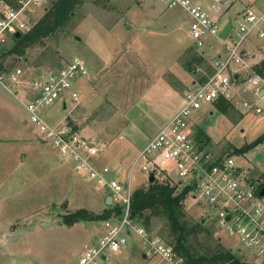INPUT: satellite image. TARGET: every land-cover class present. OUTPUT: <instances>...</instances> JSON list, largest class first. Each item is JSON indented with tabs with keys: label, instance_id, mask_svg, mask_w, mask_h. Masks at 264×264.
I'll return each instance as SVG.
<instances>
[{
	"label": "rangeland",
	"instance_id": "374dc122",
	"mask_svg": "<svg viewBox=\"0 0 264 264\" xmlns=\"http://www.w3.org/2000/svg\"><path fill=\"white\" fill-rule=\"evenodd\" d=\"M53 1L32 6L26 19L31 27ZM234 1L220 21L222 24L232 20L233 29L240 23L237 13L248 7H264L263 0ZM153 3L85 0L74 9L65 29L42 46L28 49L22 57L8 55L0 60L5 70L22 69L30 78L36 76L35 71H55L74 58L84 63L88 76L74 85L81 100L72 110L69 122L100 148L96 163L115 170L116 179L122 183H127L138 151L179 109L188 86L202 77L207 79L211 73L206 60L199 66L188 64L199 55L192 48L186 13L179 8H153ZM6 5L0 0V12ZM205 41L215 44L216 39L206 36ZM12 44L9 35L0 45V53L10 50ZM252 45L263 60L264 42L253 41ZM186 66L194 70L187 71ZM21 85L12 88V92L0 85V264H77L82 247L104 233L105 221L78 222L68 227L62 217L79 209L98 214L115 204L106 205L104 196L108 193L103 187L40 140L22 106L26 88ZM242 89L241 79L233 82L235 95L228 100L232 107L226 115L220 114L214 103L202 105L194 112L191 137L196 139V130H202L209 138L205 148L212 155L232 156L254 180L264 184V141L245 154L233 153L264 135V120L241 109L242 102H254ZM14 90L18 91L16 97ZM66 103L65 111L56 104L44 110L42 116L46 121L62 118L73 106L71 101ZM166 166L167 174L178 180L174 165ZM166 178L171 180L162 175L157 180L168 181ZM146 180L136 166L131 188ZM187 201L184 211L190 222L202 220L213 237L242 261L264 264V260L242 249L227 230H218L204 206ZM148 233L160 239L158 234L167 235L166 224L155 219ZM100 264L175 263L148 254L131 232L127 247L107 254Z\"/></svg>",
	"mask_w": 264,
	"mask_h": 264
},
{
	"label": "built area",
	"instance_id": "2783aa9c",
	"mask_svg": "<svg viewBox=\"0 0 264 264\" xmlns=\"http://www.w3.org/2000/svg\"><path fill=\"white\" fill-rule=\"evenodd\" d=\"M42 1L17 0V7L6 5L5 10L0 12V45L9 35L26 33L31 29L26 21L27 15L32 6ZM152 2L153 8H179L186 13L190 19L187 24L192 48L208 62L211 73L205 81L188 86L179 109L138 151L129 169L127 183L116 179L117 172L110 167L97 166L100 148L83 137L68 121L50 125L42 116L44 110L58 102L63 106L67 105L66 100L74 106L79 104L80 94L74 90V85L77 80L88 76L81 60L74 58L48 73L35 71L36 76L31 78L25 76L22 69L7 71L0 68V85L8 92L20 84L26 88L22 106L40 140L51 146L60 158L75 164L94 184L103 187L111 202L122 208L120 216H112L103 223L105 231L99 238L82 247L77 264H100L107 254L127 247L131 232L141 240L148 254L176 264L172 249L158 237L150 236L144 227L130 218L131 182L136 166L146 175V181L152 173L155 179L162 175L189 187L188 200L204 206L208 218L218 230H227L228 236L239 241L242 249L264 260V196H260L262 187L259 181L254 180L249 170L238 165L232 156L212 155L205 145L191 137L190 129L194 112L202 105H211L220 98L228 101L235 95L232 90L237 79L243 82L242 91L248 92L254 99L252 103L242 102L241 109L264 120V75L254 72L256 64L249 62L255 51L252 42H264V7L259 10L248 7L244 12L237 13L240 23L233 29L230 20L231 29L222 39L220 33L229 20L222 24L220 21L234 0ZM206 36L215 37V44L206 42ZM17 94L18 91L14 90L15 97ZM168 163L174 165L178 180L167 174Z\"/></svg>",
	"mask_w": 264,
	"mask_h": 264
},
{
	"label": "trees",
	"instance_id": "16d2710c",
	"mask_svg": "<svg viewBox=\"0 0 264 264\" xmlns=\"http://www.w3.org/2000/svg\"><path fill=\"white\" fill-rule=\"evenodd\" d=\"M83 1L85 0L53 1L50 8L28 32L20 34L19 37H16L15 34L11 36L13 44L10 50H2L0 60L8 55L22 57L28 49L42 46L45 40L53 38L65 29L73 17L74 9ZM4 2L17 7V0H4ZM203 61L204 59L200 56H193L188 64L199 66ZM0 68L2 69L1 61ZM193 68L186 66L185 69L191 71ZM253 71L264 75V59L253 67ZM205 80V77H202L198 82L201 83ZM213 105L222 115L228 114L232 107L231 103L224 99L216 100ZM195 135V140L201 145L207 144L209 138L202 130L197 129ZM263 141L264 135L242 148L235 149L233 153L245 154ZM167 180L161 182L155 179L152 183L145 181L143 185L132 189L130 218L148 232L153 220L163 221L166 224L167 235L158 234V236L172 249L176 256V264H247L230 249L224 247L218 239H215L213 232L203 224L202 220L190 222L187 219L184 208L188 203L189 187H183L172 180ZM260 187H264V184H260ZM121 213L122 208L118 205L107 206L98 214H91L85 209H79L63 216L62 220L64 225L70 227L78 222L106 221L112 216H120Z\"/></svg>",
	"mask_w": 264,
	"mask_h": 264
},
{
	"label": "crops",
	"instance_id": "0c3cea01",
	"mask_svg": "<svg viewBox=\"0 0 264 264\" xmlns=\"http://www.w3.org/2000/svg\"><path fill=\"white\" fill-rule=\"evenodd\" d=\"M256 2H258V0L256 1ZM216 51V50H215ZM260 60H262L261 59V56L257 53V52H255L254 51V53L251 55V61H249V62H251L252 64H258V62H260ZM80 100H81V96H80ZM80 103V102H79ZM56 104H60L59 106H60V108H62L63 109V111H65L66 109H67V105H65V106H63L61 103H56ZM55 104V105H56ZM77 106V105H76ZM76 106H72L70 109H69V111L62 117V118H58V119H54V120H52V119H49L48 121H46L47 123H49L50 125H56V124H58V123H61V122H63L64 121V119H65V121H68L69 122V120L71 121V112H72V110H74V108L76 107ZM73 120V119H72ZM70 123V122H69ZM74 126V125H73ZM75 127V126H74ZM75 130H77L79 133H81L78 129H76L75 128ZM81 135H82V133H81ZM83 137H85L84 135H82ZM87 138V137H86ZM97 166H99L98 164H97ZM106 199H107V196L105 195L104 196V201H105V204H107L106 203ZM108 202V201H107ZM92 241V240H91ZM90 241V242H91Z\"/></svg>",
	"mask_w": 264,
	"mask_h": 264
},
{
	"label": "water",
	"instance_id": "95a60500",
	"mask_svg": "<svg viewBox=\"0 0 264 264\" xmlns=\"http://www.w3.org/2000/svg\"><path fill=\"white\" fill-rule=\"evenodd\" d=\"M230 29H231V21L229 20L227 22V24L225 25V27L223 28V30L221 31L220 37L222 39H225V37H226L227 33L230 31ZM15 35H16V37H19L20 33L17 32V33H15ZM154 180H155V177L153 176V174L152 173L149 174L148 182L152 183ZM260 196H264V187H262L261 190H260ZM106 203H107L106 205H109L111 203V199H110L109 196H107ZM143 257H145V255Z\"/></svg>",
	"mask_w": 264,
	"mask_h": 264
}]
</instances>
